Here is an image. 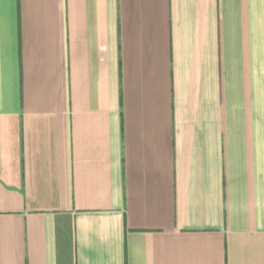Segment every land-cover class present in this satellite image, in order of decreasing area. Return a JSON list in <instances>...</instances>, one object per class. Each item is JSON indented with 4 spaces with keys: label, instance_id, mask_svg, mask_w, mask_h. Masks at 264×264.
<instances>
[{
    "label": "crops",
    "instance_id": "obj_1",
    "mask_svg": "<svg viewBox=\"0 0 264 264\" xmlns=\"http://www.w3.org/2000/svg\"><path fill=\"white\" fill-rule=\"evenodd\" d=\"M0 264H264V0H0Z\"/></svg>",
    "mask_w": 264,
    "mask_h": 264
}]
</instances>
